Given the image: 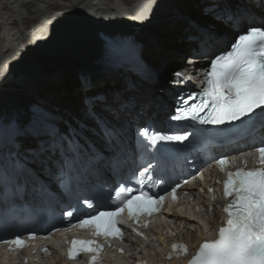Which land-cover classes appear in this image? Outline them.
Here are the masks:
<instances>
[{
	"label": "bare ground",
	"instance_id": "obj_1",
	"mask_svg": "<svg viewBox=\"0 0 264 264\" xmlns=\"http://www.w3.org/2000/svg\"><path fill=\"white\" fill-rule=\"evenodd\" d=\"M257 21H264V0H0V55H16L28 62L27 58L66 53L70 40L77 45L68 49V64L41 70L26 87L17 80L28 78L25 73L31 63L0 66V107L20 102L22 93L26 104H38L57 116L48 133L16 136L17 147L7 146L28 159L30 172L23 174L28 196H33L30 186L35 181L57 187L62 166L58 150L51 145V141L62 143L57 133L70 139L79 156L101 145L106 136L119 144L131 143L136 125L146 117H164L172 108L167 99L173 72L187 73L192 57L194 67H204L240 28ZM128 39L142 46L144 75L122 68L102 70L93 48L104 53L109 45ZM46 41L52 45L42 52ZM78 60L90 62L82 79L67 70L70 61ZM43 86L48 96L41 95ZM107 162L89 163L83 170L88 176L101 175Z\"/></svg>",
	"mask_w": 264,
	"mask_h": 264
},
{
	"label": "snow or ice",
	"instance_id": "obj_2",
	"mask_svg": "<svg viewBox=\"0 0 264 264\" xmlns=\"http://www.w3.org/2000/svg\"><path fill=\"white\" fill-rule=\"evenodd\" d=\"M176 76L179 78L181 74L176 73ZM203 84L204 87L197 93L200 102L191 105L185 113L200 123L223 124L227 121H237L257 109L264 112V27L250 26L237 36L229 50L216 55L204 73ZM181 102L188 103L187 100ZM205 109L208 110V114L202 117L200 113ZM177 111L182 112L183 109L178 108ZM182 118L180 115L173 117L177 120ZM142 135L147 137L148 130L145 129ZM183 138L163 135L152 137L154 140ZM257 151L259 167L251 169L241 167L227 172V178L223 181L224 197L230 198L223 208L226 218L218 227L216 237L204 239L188 264H264V146L257 148ZM217 162L221 171L231 163L226 157L220 158ZM244 163L246 165L247 161ZM165 198L156 197L140 188L133 189L122 185L116 191V200L119 203L113 210H98L73 227L92 226L97 236L123 239V233L118 225L128 223V220L121 218L124 211H127L130 218L139 222L142 214L151 215L160 211ZM172 199H177L176 187L172 188ZM134 231L143 235L136 229ZM5 243L23 248L27 241L16 236ZM103 247L104 245L96 240L77 238L71 241L67 255L68 258L74 259L81 252H91L93 255L90 264H99ZM44 250L47 251V248ZM177 250L187 254L188 246L184 243H175L172 245V252ZM140 264L147 262L143 261Z\"/></svg>",
	"mask_w": 264,
	"mask_h": 264
},
{
	"label": "rangeland",
	"instance_id": "obj_3",
	"mask_svg": "<svg viewBox=\"0 0 264 264\" xmlns=\"http://www.w3.org/2000/svg\"><path fill=\"white\" fill-rule=\"evenodd\" d=\"M98 25H96V26H94V27H92V28H95V27H97ZM69 40V39H68ZM67 40V41H68ZM85 41V40H84ZM76 44H75V40L74 41H69V45L67 46V51H65L66 53H62L61 55H60V57L57 59V62L55 63V64H53V65H51V66H47V65H45L43 62H41L40 60H33V62H32V65L29 67V68H27V70H26V73H25V75H27L28 76V78L27 79H25V77L24 78H22L21 77V80L19 81V80H17V82H20V83H22V85L24 86V87H26V86H28V84L29 85H31L32 84V81L34 80V77L36 78V76H37V74H39L40 72H41V70H44V71H52L54 68H56V66L59 64V63H66V61H67V59H68V54H69V52L70 51H68V49H70V48H72V47H74ZM77 46V45H76ZM93 45H91V46H84V48L86 49L87 47H92ZM98 48H100V47H97V46H95L93 49H94V51H96ZM187 56H189V55H187ZM80 60H85V59H80ZM80 60H78V62L77 61H75V62H73V61H70V66H68V71H69V73L70 72H72V70L73 71H75L79 66H82V67H89L90 66V62L89 61H87V65L83 62V63H81L80 62ZM66 64H68V63H66ZM182 64H185V62L183 61L182 62ZM186 65V64H185ZM71 69V70H70ZM32 71H34V76H33V74L31 73ZM31 73L30 75H28V73ZM170 73V72H169ZM144 75V73H141V75L140 76H143ZM84 88H88L89 86H87V85H84L83 86ZM60 92H62V90H59ZM2 91H0V93H1ZM57 92V91H56ZM40 93H41V95L42 96H48V94H49V91H48V89L46 88V87H41L40 88ZM18 96H20V99L22 100L23 98H24V96L22 95V93H19V95ZM59 97H60V99L61 100H66V97L65 96H60L59 95ZM72 97V96H71ZM72 100H70L69 102H71ZM67 102V101H66ZM16 105H17V103H16ZM17 107V106H16Z\"/></svg>",
	"mask_w": 264,
	"mask_h": 264
},
{
	"label": "water",
	"instance_id": "obj_4",
	"mask_svg": "<svg viewBox=\"0 0 264 264\" xmlns=\"http://www.w3.org/2000/svg\"><path fill=\"white\" fill-rule=\"evenodd\" d=\"M133 4L134 3H131L130 7H132ZM4 36H5V33L2 34V38ZM4 39H6V38L4 37ZM51 45H52L51 42H47L46 41V47L42 48V52H45V51L49 50ZM60 55L61 54L56 53L53 56H49L47 58H38V57H32L31 59L27 58L28 62H26V58L21 57V58L16 59V55H11V54L7 55L9 57H4V56H6V54H4V55H0V63H2V64L10 63V64H20V65L25 64V65H27V63H31L32 64L33 60L36 59L37 61L40 60L41 62H43L47 66L48 65L51 66V65H53V64H55L57 62V59L60 57ZM18 57H19V55H18Z\"/></svg>",
	"mask_w": 264,
	"mask_h": 264
}]
</instances>
